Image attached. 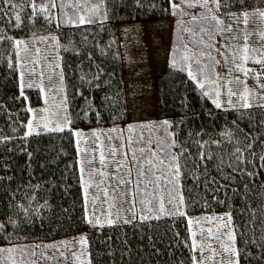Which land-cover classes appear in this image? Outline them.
<instances>
[{
  "label": "trees",
  "instance_id": "trees-1",
  "mask_svg": "<svg viewBox=\"0 0 264 264\" xmlns=\"http://www.w3.org/2000/svg\"><path fill=\"white\" fill-rule=\"evenodd\" d=\"M252 2L255 6L259 0ZM230 4L231 10L236 11L232 0ZM18 10L5 8L8 15L0 19L3 29L0 32V137L12 138L0 143V223L6 225L0 232V248L16 245L13 250L16 255H32L33 246L41 241L54 238L63 241L70 234L86 229L90 264H193V255L203 258L207 252L198 253L191 247L193 221L191 228L189 215L229 212L236 235L235 247L240 253L239 264H264V168L261 167L264 161L250 156L248 151L243 153V164L234 156L235 149L247 143L245 134L254 140L251 151L264 154L260 143L264 139L261 126L264 112L254 108L242 115L235 97L234 107L223 101V106L217 108L214 95L189 77L184 64L176 63L172 67L170 62L154 76L153 115L174 122L177 151L184 152L180 157L179 191L184 197L182 210L186 216L165 215L159 220L131 223L120 218L111 226L106 223L103 227H87L77 163L85 157L78 153L76 138L65 131L22 139L25 131L22 125L30 116L27 109L34 107L38 111L44 101L39 87L24 88L27 100L20 95L19 72L25 68L35 67L37 72L43 69L45 73L43 77H30L25 71V82L34 81L47 90L64 83L73 128L82 132L129 121L119 26L123 22L170 16L169 0H104L97 18L100 22L81 27L63 25L65 9H53V15L57 17L59 13L61 17L59 28L56 21L43 18L34 17L35 23L29 22L28 10L24 9L21 13L24 25L18 28L9 23L10 16ZM72 13L69 11V15ZM48 33L56 37V50L49 48L48 55L41 58L38 45L43 52L46 49L40 37ZM17 39L28 42V52L15 47ZM33 61L39 63L34 65ZM9 64L13 67H8ZM48 76L52 77L51 84ZM249 82L253 86L251 79ZM205 90L208 96L203 95ZM94 113H99V117ZM149 119L151 123L154 121ZM159 131L158 127L153 133L160 137ZM200 154L211 159L202 161ZM248 172L253 175H247ZM163 183L160 191L150 185L145 191L165 195ZM142 197L140 193L138 199ZM20 205L28 211L24 212ZM137 206L142 214L139 202ZM127 215L131 219L133 214L127 211ZM27 257L15 259L19 264H31L33 255Z\"/></svg>",
  "mask_w": 264,
  "mask_h": 264
},
{
  "label": "snow or ice",
  "instance_id": "snow-or-ice-1",
  "mask_svg": "<svg viewBox=\"0 0 264 264\" xmlns=\"http://www.w3.org/2000/svg\"><path fill=\"white\" fill-rule=\"evenodd\" d=\"M172 9H178L189 16L190 22L199 27V34L194 28L185 29L192 37V43L197 45L201 50L199 51V58L196 57V52L189 48L188 44H184L183 47L190 52L183 55L184 61L193 60L197 69L198 75L194 74L191 70V65H188V75L193 80H196L201 89L211 88L212 94L215 99L213 103L217 108L222 107L221 96L224 97V103L234 107L233 98L235 97V103L239 104L241 114L245 115V110L260 109L264 112V0H259V3L254 6L252 0H232L235 4L236 11L231 10L230 0H169ZM104 4V0H0V19H3L8 13L7 9H19L9 18V23H12L15 27H22L24 25V18L22 12L24 9L28 10L29 15L27 20L31 23H35L34 17L43 18L48 22L56 21L57 28L61 27V23L56 16L53 15V9L62 10L65 7L73 9L72 15L64 12L63 25H71L74 27H81L90 25L98 21L100 15L99 9ZM90 5V7H89ZM183 5L184 7H181ZM185 8L191 10L185 12ZM172 14H176L173 12ZM104 19H107V13H104ZM182 23V22H181ZM3 29H0L2 32ZM199 35V39H195ZM207 37V40L205 39ZM2 38V37H0ZM8 40H12V37H6ZM52 40H56V37H50ZM41 41H45L48 37H40ZM28 42L22 39L14 40V45L17 49L28 52ZM37 51H39L37 49ZM215 53L216 55H213ZM206 59L207 64L201 63ZM39 61H33V64H38ZM219 66V71L217 70ZM8 67L12 68L13 65L9 64ZM58 67V65H57ZM172 67H176L175 60L172 61ZM15 70V69H14ZM183 70V69H182ZM27 71L30 75H36L43 77L45 75L43 69L37 72L36 68H25L19 72V87L21 89L20 95L27 100L24 96V88L39 87L43 92L44 87L33 82H25L24 74ZM251 79L254 83L253 86H249L248 80ZM48 80L51 84L52 77L48 76ZM235 86V89L233 87ZM63 92V89H58ZM203 95L208 96L209 92L205 90ZM258 98V102H257ZM66 102V97L62 98L61 105H58L60 111L58 113H49L46 109L38 110L27 123L22 127L25 129L22 139H27L33 135H41L42 133H63L68 131L76 139L75 143L78 149V153H83L84 157L78 159L80 179L83 185V194L85 196L86 212L89 204V189L95 190V195L91 196V211L92 218H89L86 214V222L92 226L103 227L100 217L96 215L97 202L103 205H107L103 209L106 215V223L111 226L116 221L112 219V209L116 207V203L120 200L122 203H128L130 207L128 212L133 213L131 219L125 218L124 223H131L132 220H139L146 222L151 219L159 220L163 216H186V212L182 210L184 197L179 191V177L181 175L180 157L184 155L183 149L177 152H173L172 148L175 147V142L170 141L167 147L164 145L163 140H158L156 149H159L164 153L163 158L158 152L151 146V138L145 141L146 147L135 149L132 147L134 141L131 136L123 137L126 143H121V136H117L116 143L105 145L100 140V135L103 133L92 132L91 136L94 137L93 145L91 148H81L83 133L71 126V120L63 115L65 111L63 105ZM29 113H33L32 108H28ZM98 118L99 113H94ZM39 116V120H36ZM55 117V120L52 119ZM87 117V113H85ZM33 120L36 123L33 124ZM40 121H46L43 124ZM165 124L168 122L165 121ZM264 127V122H262ZM135 126L128 125L129 132ZM15 131V129H13ZM112 132L122 133L123 129L112 128ZM12 139L11 137H0V143ZM106 139L111 142L113 137L106 136ZM245 140L247 143L243 148L237 147L234 152L235 159L240 163H245L243 153L248 151L249 155H255L259 161H264V154H257L251 151L254 140L248 138L245 134ZM87 143V141H83ZM264 146V139L260 141ZM139 152V157L137 155ZM150 154V155H149ZM119 157V158H118ZM200 159H211L210 156L200 154ZM167 160V163L165 161ZM143 161V163H142ZM94 164H98L97 167H93ZM147 165V173L150 174L151 179L144 181L141 179L145 176V167ZM136 167V178H132V168ZM264 168V164H261ZM111 169V171L109 170ZM121 169L124 170L121 173ZM157 170L160 171V175H157ZM247 175L252 176L253 172H248ZM85 176L87 178L85 179ZM99 179H96V178ZM163 183V191L165 195H153L145 191L148 185H155L157 191H160L161 182ZM143 184L144 188L140 185ZM120 186H134L126 187L121 192ZM171 186V187H169ZM143 193V197L139 200L142 206L143 213L137 215L133 209L136 205L137 195ZM101 194L103 200H101ZM127 197V199H123ZM175 201V203H174ZM171 205V207H168ZM23 208V205H20ZM43 207V205H41ZM24 212L28 209L23 208ZM146 213V214H144ZM155 213V215H152ZM226 217V219H225ZM116 219L119 220V210L116 212ZM208 222H212V217L203 218ZM216 221H224L222 224L217 225V232L220 229H227L226 235L229 243H220V248L224 253H230L231 258L228 259L227 264H239V250L235 247L236 235L234 229L231 227L232 216L231 213H226L225 216H219L214 218ZM189 224L192 220L189 219ZM200 218H197L196 223L199 224ZM9 223H14L9 221ZM6 228L4 223H0V232H3ZM205 232L207 236L205 239L209 240V243L205 245L203 241H197L196 233H192L191 247L193 251L202 253L205 247L210 255L206 258L209 261H215L217 255H221L216 248L213 247L210 242L212 239L220 240V235H214L213 228L207 229L201 228L200 234L204 236ZM76 242L79 244H85L86 238L84 236L77 238ZM65 247L71 242H61ZM16 245L12 247L0 248V252H7L11 254ZM35 247L33 246L32 255H35ZM45 248L56 247V245H43ZM71 251V248H69ZM75 255V253H72ZM65 259L67 256L61 253ZM51 259L50 257H45ZM9 259H13L9 255ZM193 264H204V259L200 256L193 255L191 257ZM13 264L15 261L13 259ZM31 264H36L33 260ZM219 264H224L223 258Z\"/></svg>",
  "mask_w": 264,
  "mask_h": 264
},
{
  "label": "rangeland",
  "instance_id": "rangeland-1",
  "mask_svg": "<svg viewBox=\"0 0 264 264\" xmlns=\"http://www.w3.org/2000/svg\"><path fill=\"white\" fill-rule=\"evenodd\" d=\"M90 7V5H89ZM181 7H184L181 5ZM64 12H67L69 14V11H73V9L69 7L64 8ZM191 11L187 8H185V12ZM175 12L176 14H172ZM172 13L168 17H163L160 19H153V20H143V21H130V22H123L120 24L119 32H120V41L122 45V58H123V64L124 69L126 73V85H127V97L129 98V121L125 123H113L104 127H97L93 128L92 130H83V138L82 142L80 144L81 148H91L93 145V139L94 137L91 136L92 132L97 133H103L100 135V140L104 142L105 145L108 144H115L116 143V137L121 136V143H126V141L123 139V137L131 136L134 141H138V143H134L132 145L133 148L139 149L142 147H146L145 141H147L149 138H151V146L153 149H155L158 154L163 158L164 153L160 151L159 149H156V137L157 133H153L154 131H157L158 127L160 128V131L158 134H160V137L158 140H163L165 147H167V144L170 141L175 142V147L172 148L173 152H177L178 150V143L175 139V125L174 122L170 118H156L154 117V110H155V89L153 85V78L154 76L161 71L168 63L175 60L176 63L184 64L188 69V65H191V70L194 74L198 75V69L194 63L193 60L184 61L182 59L183 55L186 53L188 55H191L190 52H187V49L183 47L184 44H188L189 48L192 49V51L196 52V57L199 58V51L201 50L197 45L193 44L192 37H190L189 33L185 31V29L188 28H194V30L199 34V27L194 26L189 19L188 15H185L184 12L179 11L178 9H172ZM58 20L61 23V17L58 13L57 15ZM182 22V23H181ZM52 33H48L44 35L43 37H48L47 40L43 41L45 44V51L43 52V48L38 45V49H40L39 57L44 58L43 54L48 55L49 48H53L52 50H56V42L50 38L52 37ZM51 39V40H49ZM195 39H199V35L195 37ZM207 40V37L205 38ZM51 52V51H50ZM213 55H216L213 53ZM56 58V57H55ZM201 63L207 64L208 61L206 59L202 60ZM54 68V67H53ZM217 70L219 71V66H217ZM249 86H252V84L248 80ZM234 89L235 86L233 85ZM63 89V92L58 91V89ZM210 93H212L211 88H207ZM44 101L43 103L38 107L40 110L46 109L47 112L44 113L45 116H48L49 113H58L60 109H58V105H61L62 98L66 97L64 93V83H58L57 85H54L51 89H45L42 92ZM215 98V97H214ZM221 103L224 101V97L221 96ZM234 100V99H233ZM223 106V105H222ZM65 111L63 112V115H66L69 118L68 113V106H67V100L63 105ZM132 107V109H131ZM33 109V113H30L29 119L37 112L34 107H30ZM154 119V121L151 123V119ZM28 119V120H29ZM53 120H55V117H52ZM140 119V121H138ZM36 120H39V116H37ZM36 120H33V124L36 123ZM163 121V122H162ZM167 121L168 123L165 124L164 122ZM46 121H40L41 124H43ZM128 125L135 126L131 132L128 130ZM112 128H118L123 129L122 133L119 132H112ZM148 135V136H147ZM106 136L113 137V140L109 142L106 139ZM83 141H87V143H83ZM84 155L83 153H80ZM137 155L139 157V152H137ZM150 155V154H149ZM119 158V157H118ZM143 163V161H142ZM167 163V160L165 161ZM98 164H94L93 167H97ZM136 167L133 166L132 168V178H136ZM145 167V176L142 177L144 181H147L148 179H151L150 174L147 173V165H144ZM111 171V169H109ZM121 173L124 172L123 169L120 170ZM159 170H157L156 174H158ZM87 178V176H85ZM96 179H99L98 177ZM143 185V184H141ZM125 186H120L121 188H124ZM127 187V186H126ZM132 187V190L135 191L134 186H128ZM152 189L154 190L155 185H151ZM144 188V185L143 187ZM149 193H152L155 195L154 192L148 191ZM95 195L94 189H89V201H90V209L87 211V216L89 218H92V211H91V196ZM103 196L101 194V200H103ZM124 199H127L124 197ZM139 202L138 195L136 199V205L133 209L134 213L137 215L141 214L139 211H141V207L137 206V203ZM122 203L120 200L117 201L116 207L112 209L113 215L112 219H116V212L117 209L119 210V216L120 218H126L127 215V209L130 207L128 203H122L121 207L118 208V204ZM107 205L101 206L99 202H97V210L96 215L100 217L101 224H106V215L103 211L104 208H106ZM226 213L229 212H212V213H201L197 215H189V219L193 221V229L192 233H196V237L203 241L205 245L209 243L208 239H205L207 236V233L205 232L204 236H201L200 229L204 228L207 229L208 227L213 228L214 235H220V240L217 241L215 239H212L210 242L212 243L213 247L217 249L221 255H217L216 260L209 261L206 258L210 255L207 248L204 249L207 253L204 256L202 255L204 259V264H219L221 259L223 258L224 264H227L228 259L231 258L230 253H224L223 250L220 248V243H229L227 240L226 235L224 233L227 232V229H220L219 232H217V225L224 223V221H216L214 218L219 216H225ZM133 214V213H132ZM206 217H212V222H208L207 220L203 219ZM197 218H200L199 224L196 223ZM226 219V217H225ZM92 226L89 223H87V227ZM231 227L234 229L233 223L231 222ZM192 228V223H191ZM81 236H84L86 238L85 244H79L76 242V239ZM61 242H71L68 247H65L63 243ZM56 245V247L52 248H45L43 245ZM69 248H71V251H69ZM75 253L73 255L72 253ZM13 254H9L7 252H0V264H13V259L15 261V264H19V260H16V257H27L30 258L32 255H16L13 251L11 252ZM61 253H64L65 256H67V259H65L63 256H61ZM9 255L13 259H9ZM45 257H50L51 259H47ZM35 260L36 264H90L89 262V254H88V243H87V230L83 229L77 232H74L68 236V238L62 239L54 238L49 239L45 241L40 242V247H37L35 251V255L33 258L31 257V260ZM2 260H5V262H1Z\"/></svg>",
  "mask_w": 264,
  "mask_h": 264
}]
</instances>
